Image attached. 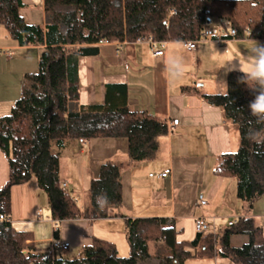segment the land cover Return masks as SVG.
I'll return each instance as SVG.
<instances>
[{"label": "trees", "instance_id": "obj_1", "mask_svg": "<svg viewBox=\"0 0 264 264\" xmlns=\"http://www.w3.org/2000/svg\"><path fill=\"white\" fill-rule=\"evenodd\" d=\"M23 0H0V24L21 46L45 44L35 72L26 73L20 97L7 115L0 116V148L9 159V177L0 188V264H185L192 257L220 255L235 264H264V231L252 216H240L223 233L197 232L191 241H179L175 221L169 217H127L129 254L117 245L94 237L83 255L67 258L57 251H22L27 233L11 228V191L33 176L49 197V217L57 222L85 216H116L123 203L122 165L108 159L90 180L84 208L60 175V153L72 139L123 137L129 142L131 161L152 160L168 122L146 110L126 105L122 85L109 86L102 104L80 101L78 62L99 53L96 45L108 41H182L201 38L206 29L228 23L249 38L264 39V0H44L45 25L25 20ZM211 19L208 22V19ZM226 27V26H225ZM242 73L227 76L228 96L205 93L208 104L220 107L239 128L241 142L234 152L220 155L216 173L237 181V197L252 205L264 194V122L250 115L254 98L238 83ZM58 152H53V145ZM107 197L101 207L97 197ZM58 238V229L55 232ZM243 234L245 244L233 246L231 237Z\"/></svg>", "mask_w": 264, "mask_h": 264}, {"label": "crops", "instance_id": "obj_2", "mask_svg": "<svg viewBox=\"0 0 264 264\" xmlns=\"http://www.w3.org/2000/svg\"><path fill=\"white\" fill-rule=\"evenodd\" d=\"M23 4L20 12L25 20L44 27V0H23ZM215 27L219 36L199 41L192 50L185 42L168 41L165 53L155 55L147 41H126L120 45L112 41L98 44L99 53L79 58L82 104L105 103L109 86L122 85L127 89L125 102L129 108L146 110L166 120L168 125L174 119H179V123L160 138L159 153L152 160L131 161L129 142L123 137L67 143L66 148L73 146L81 157L75 173L61 178L69 190L73 184L72 194L79 205L85 206L86 201L84 196L81 199L78 189L84 193L90 180L99 175L100 165L108 159L121 163L123 203L113 208L116 216L92 219L82 216L57 224L49 217V197L36 177L14 185L10 195L11 228L28 234L23 243H29L34 253L51 251L57 229L58 238L71 244L62 253L64 257H68L73 246L83 252L94 237L114 242L119 250L122 243L119 245L117 235L121 232L127 239V217L156 215L174 219L179 241L196 237L195 219L201 216H214L218 233H223L229 222L240 216H252L264 231V194L249 205L238 199L235 178L216 173L220 155L239 148V128L227 120L222 108L208 104L203 97L205 93H217L219 81L227 83L228 74L220 68L228 54H242L254 46L253 40L264 44V39L249 38L247 34L233 37L225 25ZM44 48L45 44L21 46L4 26L0 27V50L10 51V56L0 54V116L10 113L21 95L25 74L37 71ZM171 58L182 60L183 72L179 77L170 71ZM167 169L170 173L160 177ZM8 177L9 159L0 148V188ZM199 193L205 195L207 205L198 203ZM247 240L246 235L235 234L231 244L238 247ZM124 251L127 250L123 248V254ZM185 264L235 263L229 257L215 255L192 257Z\"/></svg>", "mask_w": 264, "mask_h": 264}, {"label": "clouds", "instance_id": "obj_3", "mask_svg": "<svg viewBox=\"0 0 264 264\" xmlns=\"http://www.w3.org/2000/svg\"><path fill=\"white\" fill-rule=\"evenodd\" d=\"M249 36H251V32ZM253 41L254 46L247 49L244 53L228 54L220 69H224L225 75L232 71L242 73L238 77V83L246 85L254 96L248 105L250 115L255 117L257 122H264V44ZM169 68L174 76L179 77L183 72L182 60L180 58H171L169 60ZM219 85L217 95L227 97L228 86L226 81H219ZM106 201L107 197L104 195L97 197V203L101 207Z\"/></svg>", "mask_w": 264, "mask_h": 264}, {"label": "built area", "instance_id": "obj_4", "mask_svg": "<svg viewBox=\"0 0 264 264\" xmlns=\"http://www.w3.org/2000/svg\"><path fill=\"white\" fill-rule=\"evenodd\" d=\"M225 26L228 28V32L229 35L235 37L237 36V30L233 27H231L228 23H225ZM220 31L217 27L214 28H209L206 29L204 31V33L202 34L201 38L199 39H195V40H188L185 42V46L188 49H195L197 46V43L199 41L202 40H206V39H212L215 38L217 36H219ZM246 34H249V31H246ZM221 40H225V39H221ZM125 41H115L117 42L118 45L122 44ZM135 41L137 42H143V41H147L150 44L151 50L155 55H163L166 51V46H167V42L165 40H157L155 39L153 36H148V37H139V39L137 38ZM111 41H108L106 39H101L99 42L96 43V45L98 44H103V43H108ZM5 54L7 56H10V51L8 49H1L0 50V54ZM179 123V119H174L173 121H171L170 125H169V130H172L176 125H178ZM170 173V169L165 170L164 172L160 173V177H166L168 174ZM153 175V174H151ZM64 186L67 187V183L64 182ZM198 203L202 206L207 205L208 201L207 198L205 197V195L203 193H199L198 195ZM43 211L39 210V215H42ZM237 219L235 220H231L229 222V225H232L234 222H236ZM195 229L197 232H216V224H215V218L214 216L211 218H207V217H197L195 219ZM71 247L70 242L68 241H63L61 239H57L55 238L52 243H51V250L52 251H58L60 250L62 253H66ZM22 251L25 255H30L32 253H34L32 251V249L29 247V243H23V247H22Z\"/></svg>", "mask_w": 264, "mask_h": 264}, {"label": "rangeland", "instance_id": "obj_5", "mask_svg": "<svg viewBox=\"0 0 264 264\" xmlns=\"http://www.w3.org/2000/svg\"><path fill=\"white\" fill-rule=\"evenodd\" d=\"M0 27H3V26H0ZM36 68H35V70H38V67H36ZM75 142L79 143L80 140L79 139L70 140V143H75ZM72 147L73 146L67 147V148L63 149L61 151V153H60V158H61L60 175L63 178L69 177L70 174L73 175L75 173L74 171H75V169L77 167V162L80 161V157H81L80 154L77 155L76 151L74 149H72ZM58 151H59L58 148L54 144L53 145V152H58ZM75 157H77V158H75ZM70 190H71L72 193H75V189L73 187V184L71 185V189ZM78 194H79V196L81 197L82 200H83V196H84L86 203L88 202V200H89V198H88V188H85L84 193H81V190L78 189ZM81 206H83V205L80 204V207ZM47 209L49 210V207ZM121 234L122 233L119 232L118 235H117V240L119 242V245L122 243V245H120L119 254L121 256H127L129 254V244H128L127 239L124 238V236H122ZM123 248H125V250H127V251H124V252H126L124 254H123ZM80 250H81L80 247L73 246L72 250H71V253L68 255L67 258H73V257H76V256H82L83 252H82V250L81 251ZM57 252H58L59 255H62V252L60 250H58Z\"/></svg>", "mask_w": 264, "mask_h": 264}, {"label": "water", "instance_id": "obj_6", "mask_svg": "<svg viewBox=\"0 0 264 264\" xmlns=\"http://www.w3.org/2000/svg\"><path fill=\"white\" fill-rule=\"evenodd\" d=\"M210 21H211V19L209 18V19H208V22H210ZM216 107H217V106H216Z\"/></svg>", "mask_w": 264, "mask_h": 264}, {"label": "bare ground", "instance_id": "obj_7", "mask_svg": "<svg viewBox=\"0 0 264 264\" xmlns=\"http://www.w3.org/2000/svg\"><path fill=\"white\" fill-rule=\"evenodd\" d=\"M10 219V218H9Z\"/></svg>", "mask_w": 264, "mask_h": 264}]
</instances>
